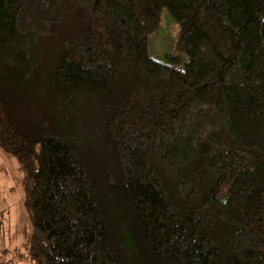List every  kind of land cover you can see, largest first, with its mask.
Masks as SVG:
<instances>
[{"label": "trees", "instance_id": "1", "mask_svg": "<svg viewBox=\"0 0 264 264\" xmlns=\"http://www.w3.org/2000/svg\"><path fill=\"white\" fill-rule=\"evenodd\" d=\"M0 146V264H264V0H0Z\"/></svg>", "mask_w": 264, "mask_h": 264}, {"label": "rangeland", "instance_id": "2", "mask_svg": "<svg viewBox=\"0 0 264 264\" xmlns=\"http://www.w3.org/2000/svg\"><path fill=\"white\" fill-rule=\"evenodd\" d=\"M177 37L178 27L163 10L158 30L149 38V55L168 63ZM183 62L173 63L181 66ZM24 189V176L17 160L0 146V251L25 250L28 247L31 226L29 213L23 203Z\"/></svg>", "mask_w": 264, "mask_h": 264}]
</instances>
